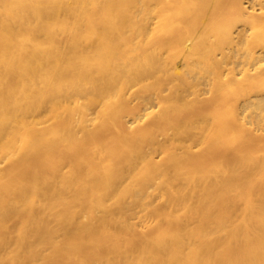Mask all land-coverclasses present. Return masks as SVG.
<instances>
[{
    "label": "bare ground",
    "instance_id": "6f19581e",
    "mask_svg": "<svg viewBox=\"0 0 264 264\" xmlns=\"http://www.w3.org/2000/svg\"><path fill=\"white\" fill-rule=\"evenodd\" d=\"M0 264H264V0H0Z\"/></svg>",
    "mask_w": 264,
    "mask_h": 264
}]
</instances>
